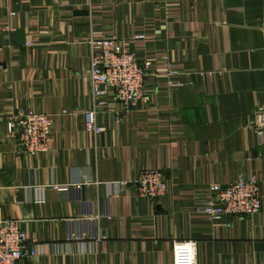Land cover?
I'll use <instances>...</instances> for the list:
<instances>
[{
	"label": "crops",
	"instance_id": "obj_1",
	"mask_svg": "<svg viewBox=\"0 0 264 264\" xmlns=\"http://www.w3.org/2000/svg\"><path fill=\"white\" fill-rule=\"evenodd\" d=\"M263 22L264 0H0V218L19 220L40 247L17 264H172L181 240L195 243L194 264H264V133L248 128L264 104ZM136 33L145 38L129 50L152 61L146 97L124 111L110 91L96 113L103 132H87L88 39ZM163 52L182 85L168 84ZM27 109L52 115L50 148L34 156L6 128ZM145 168L170 179L157 201L137 192ZM251 173L257 213L192 210L210 185ZM116 180L127 183L109 193ZM92 213L104 238L56 251L68 220L82 228Z\"/></svg>",
	"mask_w": 264,
	"mask_h": 264
},
{
	"label": "built area",
	"instance_id": "obj_2",
	"mask_svg": "<svg viewBox=\"0 0 264 264\" xmlns=\"http://www.w3.org/2000/svg\"><path fill=\"white\" fill-rule=\"evenodd\" d=\"M144 38V34L136 33L128 39L104 34L88 39L87 79L90 86L91 106L83 110L84 129L87 132L95 135L103 132L104 127L96 123V113L99 108L105 106L104 97L110 91L113 92L124 111L131 109L146 97L144 83L150 75L152 61L150 58L140 61L128 48L131 41ZM26 45L29 43L26 42ZM2 48L0 44V52ZM157 58L163 62L164 74L169 78L168 84L182 85L183 82L176 77L178 72L169 61L168 55L163 52L157 54ZM67 113L65 109L61 111V114ZM5 120L7 131L16 135L21 150L27 155L34 156L50 148L47 137L52 130L51 114L27 109L25 112L6 116ZM248 128L257 135L264 133V104L256 107ZM126 183V180L108 182L109 193L117 191ZM134 183L140 196L157 201L166 195L170 179L159 168H145L139 172ZM59 189L66 190L67 187ZM37 190L34 202L42 203L43 188ZM261 199L257 176L254 173L239 174L231 182L210 185L209 195L196 202L192 210L212 220L220 219L224 215L251 216L260 210ZM100 216H102L101 213L87 215L85 219L87 224H84L82 228L76 227L74 223L78 219H69V227L63 242L54 245L56 251L72 252L75 246L79 247L81 252L91 251L92 244L95 245L104 238L98 226L96 228ZM106 217L110 218L109 215ZM194 247L195 243L191 240L173 242L172 264H194ZM39 252L38 241L34 237L28 239L19 220L0 218V264H17L21 259L33 258Z\"/></svg>",
	"mask_w": 264,
	"mask_h": 264
}]
</instances>
